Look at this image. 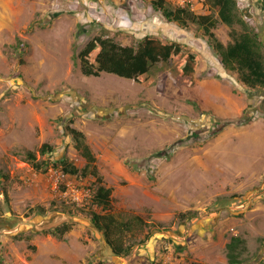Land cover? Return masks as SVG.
Listing matches in <instances>:
<instances>
[{"label":"rangeland","instance_id":"obj_1","mask_svg":"<svg viewBox=\"0 0 264 264\" xmlns=\"http://www.w3.org/2000/svg\"><path fill=\"white\" fill-rule=\"evenodd\" d=\"M73 1L0 0V171L9 175L8 196L0 194V264H228L234 235L247 239L246 264H264V88L226 68L200 25L168 21L151 0H78L76 10ZM254 1L239 0L222 39L253 31L264 45ZM102 28L123 45L146 35L181 43L201 59L195 86L180 85L165 63L148 87L84 75L76 47ZM18 37L26 51L13 48ZM69 125L85 134L114 189L112 212L164 225L128 255L115 256L91 220V210L104 211L83 192L96 186L93 177L66 175L54 185L63 158L87 162ZM44 143L55 151L42 155ZM27 151L49 168L31 167ZM74 200L86 211L67 203ZM38 205L50 210L28 217ZM189 210L197 216L178 218ZM65 224L64 237L50 233Z\"/></svg>","mask_w":264,"mask_h":264},{"label":"trees","instance_id":"obj_2","mask_svg":"<svg viewBox=\"0 0 264 264\" xmlns=\"http://www.w3.org/2000/svg\"><path fill=\"white\" fill-rule=\"evenodd\" d=\"M262 1L264 3V0ZM151 2L155 10L170 22L178 23L183 27H189L191 24L200 25L213 44L215 51L220 54L222 63L226 68L238 70L245 84L252 85L253 88H264V45L261 40L259 41V34L254 32L249 35L245 34L234 39L233 44L225 46L212 30L220 22L229 23L232 20L239 9V0H207L210 9L207 13L201 14L196 13L189 4L170 6L166 0H151ZM215 11L219 12L218 16L214 15ZM107 32V28H102L101 33L91 36L82 47L75 45L84 75L100 77L102 73L106 72L135 80L137 83L148 87L155 81L154 68L160 63H165L169 73L180 85L195 86L196 72L199 69L201 59L197 53L186 51L181 43L166 42L157 36L146 35L134 45H123L114 37L108 36ZM27 45V41L18 37L17 44L12 46L14 49L20 48L22 51H26ZM68 130L76 141L77 150L81 152L87 162L83 167H78L68 161L67 158H63L60 162L62 172L81 180L90 177L95 179L96 186L89 187L91 189V205L101 207L104 211L91 210V220L95 227L103 232L106 243L115 256L128 255L136 245H142L149 240L155 233L154 229L156 230L157 227L164 228V225L158 221L148 222L140 214L118 217L113 213L114 189L108 187L105 177L97 165L96 156L91 148L84 144L85 134L71 125L68 126ZM54 151V146L49 143L42 144L39 149L42 155L52 154ZM24 160L38 171L49 168V160H39L37 151H27ZM0 176V194L2 191L4 195L8 196V191L2 185L3 180H7L9 175L0 171ZM61 187L67 190V186L63 183ZM67 203L78 207L75 201L70 203L67 201ZM76 209L86 211L85 207ZM36 210L44 214L50 209L38 205L30 210L28 217ZM197 214L196 211L189 210L181 212L178 218L186 221L196 217ZM70 230V224H65L50 230V233L64 237ZM138 230L143 233L145 230L148 231L143 238L138 239ZM248 251L247 239L241 235H234L227 244L228 264H246Z\"/></svg>","mask_w":264,"mask_h":264},{"label":"crops","instance_id":"obj_3","mask_svg":"<svg viewBox=\"0 0 264 264\" xmlns=\"http://www.w3.org/2000/svg\"><path fill=\"white\" fill-rule=\"evenodd\" d=\"M253 3L255 4L256 11L260 15L259 18H261L258 21L259 22V26L261 25L263 27V25H264V3H263L262 0H255ZM197 4L203 5L204 6V10L196 11L193 8L196 11V13H200V14L201 13H207L209 11V9H210V5H209V3H207V0L206 1L204 0V1L197 2ZM261 5H263V9L261 8ZM214 15L218 16L219 12L215 11ZM235 16H236V13H235V15L233 16L232 20L229 23L220 22L219 24H217V26L214 29H212L216 33V35L218 36L219 40L222 41L225 46H227L228 44H231V43L233 44L234 43V39H238V38L244 36L245 34L249 35V34H251L253 32V31H251V32L250 31H245V33H241V34L237 35V34H234V31L233 32L230 31V34L232 33L230 41L227 42L225 39H222L221 36H220V33H222V35H223L226 30H230L231 29V26H232V23H233V20H234ZM260 40L261 39H259V41ZM261 42H262V40H261ZM234 69H236V68H234ZM197 72H196V74H197ZM260 95H262V94H260Z\"/></svg>","mask_w":264,"mask_h":264},{"label":"built area","instance_id":"obj_4","mask_svg":"<svg viewBox=\"0 0 264 264\" xmlns=\"http://www.w3.org/2000/svg\"><path fill=\"white\" fill-rule=\"evenodd\" d=\"M174 1H175V4L176 5L185 6L187 4L193 3V1H195L197 3V2H200V1H204V0H174ZM71 7L73 9H75V10L78 9L79 8V1L78 0L73 1ZM51 171H52V169H51ZM64 177H66V175L62 172L60 178H58L54 182V185H55L56 188H58L60 186V182H61L60 180H62ZM84 190L85 191H83V192H85V194L90 197V195H91V189L90 188H87V189H84ZM74 201H76V200H74Z\"/></svg>","mask_w":264,"mask_h":264},{"label":"flooded vegetation","instance_id":"obj_5","mask_svg":"<svg viewBox=\"0 0 264 264\" xmlns=\"http://www.w3.org/2000/svg\"><path fill=\"white\" fill-rule=\"evenodd\" d=\"M258 96H260V98H261V101H260V107H263V105H264V94H263V97H261V95H260V93H258Z\"/></svg>","mask_w":264,"mask_h":264},{"label":"water","instance_id":"obj_6","mask_svg":"<svg viewBox=\"0 0 264 264\" xmlns=\"http://www.w3.org/2000/svg\"><path fill=\"white\" fill-rule=\"evenodd\" d=\"M261 8L263 9V5H261ZM262 93H263V91L260 92V94H262Z\"/></svg>","mask_w":264,"mask_h":264},{"label":"clouds","instance_id":"obj_7","mask_svg":"<svg viewBox=\"0 0 264 264\" xmlns=\"http://www.w3.org/2000/svg\"><path fill=\"white\" fill-rule=\"evenodd\" d=\"M190 5V4H189Z\"/></svg>","mask_w":264,"mask_h":264}]
</instances>
